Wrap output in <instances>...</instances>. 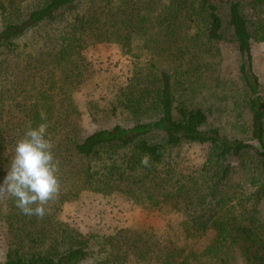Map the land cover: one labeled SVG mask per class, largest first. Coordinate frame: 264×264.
Segmentation results:
<instances>
[{
	"label": "trees",
	"instance_id": "16d2710c",
	"mask_svg": "<svg viewBox=\"0 0 264 264\" xmlns=\"http://www.w3.org/2000/svg\"><path fill=\"white\" fill-rule=\"evenodd\" d=\"M254 40L264 41V0H0V183L17 140L41 123L61 181L43 218L0 197V264H264ZM100 43L119 44L133 63L112 97L90 102L93 120L121 121L86 133L77 94L103 71L84 53ZM223 43L238 51L233 66ZM184 143L208 147L195 171L180 168ZM84 193L178 214L179 228L83 232L63 210Z\"/></svg>",
	"mask_w": 264,
	"mask_h": 264
},
{
	"label": "rangeland",
	"instance_id": "374dc122",
	"mask_svg": "<svg viewBox=\"0 0 264 264\" xmlns=\"http://www.w3.org/2000/svg\"><path fill=\"white\" fill-rule=\"evenodd\" d=\"M253 67L264 84V41H253ZM88 58L102 59L103 71L90 84L77 94V100L82 110L80 124L84 132H91L100 126H110L121 121L112 116H99L96 120L91 117L90 102L94 106L105 103L107 98L122 85L130 75L133 58L122 53L121 46L116 43H100L85 50ZM222 55L225 65L233 66L238 59V51L231 43H223ZM101 113V112H99ZM207 145L184 143L179 149L180 168L185 172L199 169L205 162ZM264 214V205L262 207ZM63 218L78 227L83 232L99 231L112 233L120 227H150L155 232L163 234L168 222L179 228L181 216L178 214H162L158 211H148L134 206L122 199L106 198L101 195L84 193L83 197L67 203L63 210ZM0 227V263L4 261L7 250L5 234ZM206 241L197 244V249L203 248Z\"/></svg>",
	"mask_w": 264,
	"mask_h": 264
},
{
	"label": "clouds",
	"instance_id": "9594fccd",
	"mask_svg": "<svg viewBox=\"0 0 264 264\" xmlns=\"http://www.w3.org/2000/svg\"><path fill=\"white\" fill-rule=\"evenodd\" d=\"M54 148L47 123L27 126L16 142L7 175L0 183V197L13 198L24 215L43 218L48 213L47 206L58 198L60 164ZM141 162L147 165L148 157Z\"/></svg>",
	"mask_w": 264,
	"mask_h": 264
}]
</instances>
